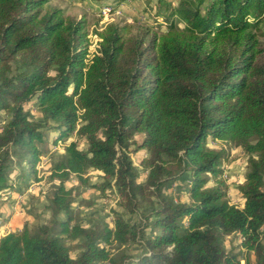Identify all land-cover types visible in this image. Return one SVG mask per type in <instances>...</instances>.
Masks as SVG:
<instances>
[{"label": "trees", "instance_id": "trees-1", "mask_svg": "<svg viewBox=\"0 0 264 264\" xmlns=\"http://www.w3.org/2000/svg\"><path fill=\"white\" fill-rule=\"evenodd\" d=\"M176 1L158 0L161 33L126 35V26L107 23L88 63L85 17L51 0H0V112L10 115L0 121V200L15 162L42 180L38 143L49 123L58 125L56 142L75 133L88 143L66 145L40 204L46 220L32 194L35 220L0 237V264H264V0ZM31 103L45 122L30 118ZM137 133L147 152L141 181L130 151ZM209 142L247 155L242 205L228 197L229 152ZM92 169L103 182L90 183ZM72 178L78 184L68 187ZM177 178L189 181L188 200L166 192ZM81 185L116 190L130 212L143 203L152 210L140 224L113 210V224L83 225L74 208ZM227 235L246 253L228 250ZM128 244L143 250L129 254Z\"/></svg>", "mask_w": 264, "mask_h": 264}, {"label": "rangeland", "instance_id": "rangeland-1", "mask_svg": "<svg viewBox=\"0 0 264 264\" xmlns=\"http://www.w3.org/2000/svg\"><path fill=\"white\" fill-rule=\"evenodd\" d=\"M111 1V0H110ZM113 0L112 6L114 11L119 10L120 12L112 13L105 17L101 12L103 5H98L94 3V0H51V5H59L65 9L66 13H70L78 18L85 17L88 22V31L90 37V47L89 49L96 48V42L98 39V31L102 30L107 23L116 22L122 26H126L127 32H136L138 28H150L152 31H157L159 33L165 31V24L163 23L162 17H155L157 12L158 0ZM173 1L174 5L177 4L176 0ZM108 5V4H107ZM181 27L184 26L183 22H180ZM260 38L264 41V21L261 23V29L259 30ZM14 68L17 67V64H13ZM30 110V118L35 121L45 122L43 112L39 107H36L34 103H31L27 106ZM9 114L5 111L0 112V121L4 123L9 118ZM48 136L45 137L43 142L38 143V146L43 151L41 159L37 166V175L41 177L39 183L33 180V176L28 169L26 164H19L15 162L13 165L12 171V190L11 192H6L3 197L6 198L7 205L3 207V213L9 215L18 212L22 213V223L33 222L35 220L33 214L30 215V209L33 210V206L30 202L32 194H35L38 198L35 200L37 204V213L40 214V219L45 221L48 213L42 209L43 202L46 201V193L50 191V186L52 184L49 179L51 173V168L53 163L59 160L62 155L65 153V147L71 140H76L79 144V147L83 150L88 149V143L79 138L75 133L72 134L71 138L68 141H57L58 138V125L56 122H51L48 124ZM143 139L142 133H137L132 139L130 151L133 158L134 164L139 169V180H144L147 174L146 168L142 164V160L146 158L147 152L145 149L139 148V143ZM212 147H222L229 152V157L223 162L224 168V178L229 186L228 197L232 203L242 205L243 199L241 192L239 190V184L243 182L244 175L246 173V164L248 161L247 155L244 151L234 146L233 144H227L222 142H209ZM189 173H186L185 176H189ZM90 178L91 184H96L103 182V176L96 170H90L87 174ZM188 180L184 181L180 178H177L175 181H172L171 185L166 187V192L174 195L176 198L181 200H188V195L185 193L188 186ZM78 184L76 178L67 182V186H74ZM213 183H211L212 185ZM33 189L29 194L27 191ZM185 188V189H184ZM184 189V190H183ZM26 193L27 198L22 194ZM119 199V194L114 189L107 188L105 191L96 190L90 185H81L75 191V202L74 208L77 216L79 217L81 223L86 226H95L103 225V223L111 222L113 218V210L120 211L124 214L125 218L133 224H140L144 222L143 214H146L152 210V206L143 203L140 205L136 212H130L126 209ZM13 212V213H12ZM34 212V210H33ZM8 222V221H7ZM36 222V221H35ZM20 222H17L14 228H18ZM3 227V226H2ZM1 227V229H2ZM5 234L4 230H0V237ZM264 236V229H263ZM72 246L75 244L72 240H68ZM241 240L237 235H227L224 241L225 246L228 250L233 249L236 252L242 251L244 254L246 250H242L240 247ZM124 251L132 255H139L143 247L139 244H128L124 246ZM76 253V249L73 250V255ZM243 254V255H244Z\"/></svg>", "mask_w": 264, "mask_h": 264}, {"label": "crops", "instance_id": "crops-1", "mask_svg": "<svg viewBox=\"0 0 264 264\" xmlns=\"http://www.w3.org/2000/svg\"><path fill=\"white\" fill-rule=\"evenodd\" d=\"M40 182V181H39ZM39 182H37V183H39ZM10 190H12V188H10V189H8L7 191L8 192H11ZM6 191V192H7ZM6 192L4 193V194H6ZM30 192L29 191H27V194H29ZM4 196V195H3ZM2 196V198H1V200H0V215H3L4 213L2 212L3 211V209H4V205L6 204L7 205V202H5L6 201V198L5 197H3ZM4 206V207H3ZM13 213V212H12ZM9 215H10V218H9V220H8V222H6V223H1V221H0V230H4V232H5V234L6 233H8V232H10V231H14V230H20L22 227H23V223H22V218H23V214L22 213H19L18 214V212H15V213H13V214H11L10 212H9ZM17 222H20L19 223V226H18V228H14V226L16 225V223ZM3 226V227H2ZM1 227H2V229H1ZM4 234V235H5Z\"/></svg>", "mask_w": 264, "mask_h": 264}, {"label": "built area", "instance_id": "built-area-1", "mask_svg": "<svg viewBox=\"0 0 264 264\" xmlns=\"http://www.w3.org/2000/svg\"><path fill=\"white\" fill-rule=\"evenodd\" d=\"M114 8L110 5H105L103 6V8L101 9V12L103 13V15L105 17L109 16V15H112V13H118L120 12L119 10H116V12L113 10ZM90 38V37H89ZM101 40V38L98 36V39H97V42H96V48H94L93 50L92 49H89V54H88V57H87V62L89 63L91 61V59L93 58L94 54L97 52L98 50V47H99V41ZM91 46V45H90ZM89 46V47H90ZM33 189H29L28 191L31 192ZM23 196H20V199L23 197L24 200L25 198H27V194L24 193L22 194Z\"/></svg>", "mask_w": 264, "mask_h": 264}]
</instances>
